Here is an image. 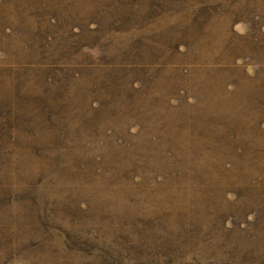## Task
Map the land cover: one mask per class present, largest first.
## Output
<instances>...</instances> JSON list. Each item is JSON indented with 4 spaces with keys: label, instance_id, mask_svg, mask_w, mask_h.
Segmentation results:
<instances>
[{
    "label": "rangeland",
    "instance_id": "1",
    "mask_svg": "<svg viewBox=\"0 0 264 264\" xmlns=\"http://www.w3.org/2000/svg\"><path fill=\"white\" fill-rule=\"evenodd\" d=\"M0 264H264V0H0Z\"/></svg>",
    "mask_w": 264,
    "mask_h": 264
},
{
    "label": "trees",
    "instance_id": "2",
    "mask_svg": "<svg viewBox=\"0 0 264 264\" xmlns=\"http://www.w3.org/2000/svg\"><path fill=\"white\" fill-rule=\"evenodd\" d=\"M88 32H90V31H88ZM251 40H252V42L254 43L253 38H252ZM252 45H253V44H252ZM258 209H260V206L258 207Z\"/></svg>",
    "mask_w": 264,
    "mask_h": 264
}]
</instances>
